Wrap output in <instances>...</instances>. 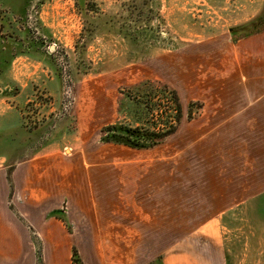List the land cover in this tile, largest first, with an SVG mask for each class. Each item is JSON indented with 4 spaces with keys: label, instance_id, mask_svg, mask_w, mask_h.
Segmentation results:
<instances>
[{
    "label": "rangeland",
    "instance_id": "374dc122",
    "mask_svg": "<svg viewBox=\"0 0 264 264\" xmlns=\"http://www.w3.org/2000/svg\"><path fill=\"white\" fill-rule=\"evenodd\" d=\"M262 76L264 0H0V166L36 158L11 204L67 221L56 248L35 230L43 262L264 264ZM148 80L179 95L176 133L102 144L115 122L167 128L170 96L131 90Z\"/></svg>",
    "mask_w": 264,
    "mask_h": 264
},
{
    "label": "crops",
    "instance_id": "0c3cea01",
    "mask_svg": "<svg viewBox=\"0 0 264 264\" xmlns=\"http://www.w3.org/2000/svg\"><path fill=\"white\" fill-rule=\"evenodd\" d=\"M261 78V80L251 84L256 96L251 98L250 102L255 105L256 113L264 115V76ZM249 88H251L250 85ZM244 104H247V101ZM34 158L17 164L11 171H8L9 167L0 166V264L37 263L36 252L31 251V229L36 230L39 234L46 250L59 246V239L54 233L55 231L60 230L66 233L63 222L65 219L50 217L55 212L54 210L51 212L36 210L33 214L22 211L20 207H16L17 209L12 207L11 201L13 198L16 200L18 192L22 190L24 178H28L25 173L28 169L32 170L36 163V158ZM32 181L35 179L32 178ZM258 197L256 196L254 199ZM15 205L17 206L14 202V207ZM41 213H43L42 216H40ZM50 258L47 260L46 257L45 264H69L66 261L59 262L50 260ZM152 261L148 260L144 264H149ZM163 263L168 264L164 259Z\"/></svg>",
    "mask_w": 264,
    "mask_h": 264
},
{
    "label": "trees",
    "instance_id": "16d2710c",
    "mask_svg": "<svg viewBox=\"0 0 264 264\" xmlns=\"http://www.w3.org/2000/svg\"><path fill=\"white\" fill-rule=\"evenodd\" d=\"M87 14L88 12H86L85 15L87 16ZM121 31L125 33L127 30L125 31L124 29H122ZM137 37L134 36L133 34H130L128 37L127 34H125L124 39L127 42H129L130 45L138 46L137 44L139 43V40ZM137 48L139 49V46ZM156 89H158L159 96L160 94H163L166 96L169 95L170 98L174 102V106H175L174 111H173L174 116L172 117V119H169V121L166 122V125H168L167 128H163V130L161 131L160 130H144L142 128L134 127V126H131L125 123L123 124V123L115 122L113 124L104 126L100 130V134H99L100 142L105 145L122 146V147H126V148L136 150V151H147V150H152V149L160 147L161 145L165 143V141L169 137L175 134L183 119L182 104H181L180 97L177 94V92L171 87H169L168 85H164L160 83L154 84V83H151L150 80H148L146 83H143V84H136L131 88L134 94L135 93L138 94V96L136 97L138 99L140 98V94L142 92H144L145 94H149V90H156ZM121 94L126 95L124 94V92H121ZM132 95L130 94L127 99L124 98V103L122 101H121L122 103H119L118 110H117L118 113L120 114H123V113L126 114L127 112L130 113L133 109H134L133 111L136 112V109L137 107H139V105H134L137 99L130 98V97H133ZM129 98L133 105L131 104V102H129L128 100ZM129 116H132V115H129ZM188 117L191 118V113L188 114ZM32 238H33L34 243L36 245L38 244V247L36 249L37 250L36 251L37 253V263L36 264H44L42 260V248L40 246L41 242H40L38 235L35 233L34 230H32ZM72 262L73 264H83L82 260L79 257V253L76 247L72 249ZM149 264H164L162 256H158Z\"/></svg>",
    "mask_w": 264,
    "mask_h": 264
}]
</instances>
